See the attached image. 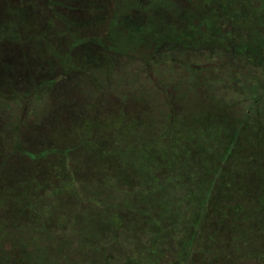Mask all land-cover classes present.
<instances>
[{
  "label": "trees",
  "instance_id": "trees-1",
  "mask_svg": "<svg viewBox=\"0 0 264 264\" xmlns=\"http://www.w3.org/2000/svg\"><path fill=\"white\" fill-rule=\"evenodd\" d=\"M258 1L262 18L256 27L250 24L254 21L231 18L224 24L242 31L244 62L253 67L263 92L241 111L224 105L231 116L219 122H226L227 129L221 136L211 133L197 146L168 133L181 110L174 88L158 115L166 120L161 117L153 134L144 118L149 94L136 87L116 94L114 76L109 89L115 99L102 96L101 90H96L99 96H80L77 89L61 88L60 83H76L90 72L70 76L54 65L42 79L0 88V175L6 178L4 186L0 182V264H39L46 258L52 259L48 264H121L119 259L122 264H264V246L251 245L247 237L254 234L251 228L264 224V149L241 137L250 114H261L258 105L264 96V0ZM66 8L74 10L71 1ZM60 22L63 26L65 21ZM227 35L209 37L212 43H223ZM17 39L0 38L2 60L8 59L5 51L21 44ZM107 52L94 53L99 70L110 64L101 66L107 59L117 58L108 52L111 58L106 59ZM116 54L135 58L124 51ZM23 55L31 63L25 49ZM52 58L50 63L59 60ZM154 84L151 97L163 94L162 86ZM41 100L42 118L31 122L29 116ZM113 111L116 120L136 123L133 132L108 130V117L100 114ZM255 119L260 129V118ZM73 128L81 131L74 133ZM105 132L101 139L112 137L110 148L96 143ZM262 135L259 142L264 145ZM96 147L97 159L107 156L111 161L105 171L92 169L91 178H112L88 179L74 165L80 152ZM235 161L241 162L243 172L232 167Z\"/></svg>",
  "mask_w": 264,
  "mask_h": 264
},
{
  "label": "rangeland",
  "instance_id": "rangeland-1",
  "mask_svg": "<svg viewBox=\"0 0 264 264\" xmlns=\"http://www.w3.org/2000/svg\"><path fill=\"white\" fill-rule=\"evenodd\" d=\"M69 1L73 4L74 10L71 11L73 13L66 8ZM56 3L61 7L64 4L66 9L55 8ZM102 3L104 5L98 7ZM80 5L86 8L84 6L79 8ZM259 5L258 0H0L2 42L18 38L17 40L23 43L5 51L7 60H2L0 50V88L3 89L2 86L6 88L7 84L13 86L16 81L24 83L42 79L49 74L52 65L53 69L56 67L64 69L70 76L89 70L90 73L82 80L75 79L76 83L59 85L61 88H70L69 91L72 92L77 89L76 93L80 96L84 93L99 96L96 90H101L102 96H113V99L116 94L120 95L135 87L141 91L145 90L150 98L147 97L144 118L147 123L150 121L147 132L151 134L158 130L161 117L166 120L165 115H158L164 111L163 100H169L171 96V91L168 90L174 88L175 99L180 103L181 110L178 121L169 126L168 133L178 140L186 138L197 146L214 135L211 133L216 132L217 136H221L223 130L227 129L226 122L223 125L219 122L223 116H231L229 111L224 109V105L231 104L234 112H238L253 102L254 95L263 92L260 83H257L259 79L253 67L244 62L242 31L224 24V20L228 18L243 22L260 21L262 14ZM82 9L90 15L84 24L78 15ZM48 12L56 15L54 19L50 18ZM62 20L65 21L63 26L57 24ZM256 22L250 24L256 27ZM219 32L222 34L229 32L230 35L224 37L223 43H212L209 35H218ZM154 41L157 51L154 50ZM24 49L29 53L31 63L24 60ZM103 49L117 58L114 62L108 60L111 55L107 52L105 57L109 62L105 61L101 66L110 64L99 70L97 68L99 62L94 53H102ZM123 51L135 58L116 54ZM60 53L62 55H56ZM56 57L59 60L50 63L51 58ZM139 57L144 60L148 58L152 62L147 65V62L138 59ZM112 76L115 77V81ZM112 81L114 82L112 90L116 94L109 89ZM154 83L162 86L165 91L151 97L156 88ZM61 88L57 91H61ZM53 89L54 87L52 89L48 87L47 91ZM239 90L244 93L241 94ZM41 98H44V94ZM138 98L143 99L141 95ZM44 105V100L38 101L33 110L34 115L29 116L30 121L40 119ZM258 106L261 114L255 112L250 114L248 125L241 131V137L247 139L248 144L252 143L253 147L261 150L264 149V145L259 142L264 133V115L262 116L264 96ZM100 116L108 117L107 127L112 133L115 129L117 132L121 130L133 132L135 129L136 123L124 124L121 120L123 118L116 120L114 111L101 113ZM256 117L260 118L262 132H259L260 129L258 125L256 126L258 124ZM252 128L255 129L252 131ZM93 129L92 127L88 135L93 134ZM70 131L76 133L81 131V128H73ZM107 133H101L103 136L98 135L96 143L99 141V144L110 148L108 145H111L112 137L101 139ZM72 134L69 138L73 137ZM249 134L251 135L247 136ZM125 145L128 147L130 144L125 141ZM158 145L164 146L163 142ZM99 153L100 150L96 147L93 151L90 148L76 156L73 163L80 168L81 176L88 179L112 178L108 176L91 178L92 169L96 171L102 168L105 171L111 161L107 156L105 160L100 159L102 158L100 156L97 159ZM93 159L98 162L94 164ZM88 165L92 166L87 168ZM232 167L240 172L244 171L239 161H235ZM57 171L60 169L55 170V173ZM5 179L0 175L3 186ZM251 229L254 234L247 236L250 238V244L256 247L264 246V224H258ZM51 243L57 245L56 241ZM124 248L126 250L125 246ZM51 260L46 258L39 260L38 263L48 264ZM119 262L122 264L123 260L119 259Z\"/></svg>",
  "mask_w": 264,
  "mask_h": 264
},
{
  "label": "crops",
  "instance_id": "crops-1",
  "mask_svg": "<svg viewBox=\"0 0 264 264\" xmlns=\"http://www.w3.org/2000/svg\"><path fill=\"white\" fill-rule=\"evenodd\" d=\"M84 4V3H83ZM104 4L102 3V4H100V5H98V7H102ZM84 5H80L79 6V8H84L83 7ZM86 8V7H85ZM80 11V10H79ZM79 15V18H80V20L82 21V24H84V21L85 20H88L90 17V15H88V13H87V11L85 10V9H82V12L80 13V14H78ZM81 23V22H80Z\"/></svg>",
  "mask_w": 264,
  "mask_h": 264
}]
</instances>
